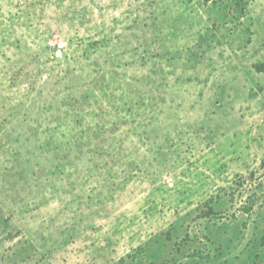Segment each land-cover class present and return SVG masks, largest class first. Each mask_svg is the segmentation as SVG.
<instances>
[{
    "label": "rangeland",
    "instance_id": "rangeland-1",
    "mask_svg": "<svg viewBox=\"0 0 264 264\" xmlns=\"http://www.w3.org/2000/svg\"><path fill=\"white\" fill-rule=\"evenodd\" d=\"M0 264H264V0H0Z\"/></svg>",
    "mask_w": 264,
    "mask_h": 264
},
{
    "label": "trees",
    "instance_id": "trees-1",
    "mask_svg": "<svg viewBox=\"0 0 264 264\" xmlns=\"http://www.w3.org/2000/svg\"><path fill=\"white\" fill-rule=\"evenodd\" d=\"M208 2L215 1V0H207Z\"/></svg>",
    "mask_w": 264,
    "mask_h": 264
}]
</instances>
